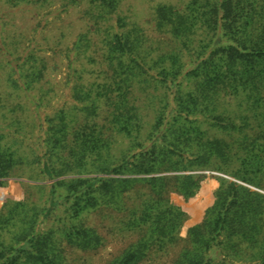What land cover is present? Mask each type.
<instances>
[{
    "label": "trees",
    "instance_id": "16d2710c",
    "mask_svg": "<svg viewBox=\"0 0 264 264\" xmlns=\"http://www.w3.org/2000/svg\"><path fill=\"white\" fill-rule=\"evenodd\" d=\"M54 1L0 0V178L73 176L34 185L38 198L5 203L0 264H68L64 242L97 249L104 237L83 215L101 206L127 209V225L138 232L108 264H138L181 241L171 264H264V0L151 5L154 27L178 38L192 65L182 71V55L174 53L157 76L148 74L142 30L122 14L123 0H84L94 21L68 50L73 74L78 55L90 52L94 61L91 31L124 76L116 68L113 81L85 84L80 74L70 86L73 103L49 108L53 88H44L37 41L19 50L33 18L26 13ZM61 1L58 11L78 2ZM134 80L146 92L152 84L160 90L151 94L150 116L130 96ZM37 86L42 96L30 101V119L21 91ZM208 170L219 172L213 202L183 237L188 212L171 194L193 198ZM140 191V204L129 206Z\"/></svg>",
    "mask_w": 264,
    "mask_h": 264
},
{
    "label": "rangeland",
    "instance_id": "374dc122",
    "mask_svg": "<svg viewBox=\"0 0 264 264\" xmlns=\"http://www.w3.org/2000/svg\"><path fill=\"white\" fill-rule=\"evenodd\" d=\"M162 0H123L122 1V14L126 15V20L129 22L136 21L137 25L142 30L143 46L146 53L145 67L148 70V74L157 76L160 70L165 69L171 65V55L179 53L182 55V61L184 62V68L182 71H186L185 68H190V54L186 48L182 45L178 38L173 37L172 34L167 32L158 31L151 21L152 13L150 10L151 5H154ZM170 1L178 7H184L185 3L189 0H163ZM62 6L61 0H55L49 5H45L43 8L36 7L35 10H30L26 13L32 15V21L29 24L30 27L27 31V39L23 44V48H20L19 53L24 54L25 47L32 43V39H35L38 46L35 48L37 53H40L47 65V74L45 80L48 81L44 85V88H53L50 96H46L45 99L48 102V107L56 106L65 101L67 105L73 103L69 98L71 95L70 86L75 82H81L78 75L82 74L85 77V84L91 82L98 83L110 80L112 75H115L117 68L120 71L117 63L113 66L103 56V49L101 48V36L96 32H91L94 36L95 46L91 51L94 61L87 58V53L84 52L78 55L75 64L78 68L76 75L73 73L69 64V58L67 57L68 50L73 46V42L77 39L78 35L82 32H88V27L93 24V13L87 12L88 6L86 1L78 0V2L71 4L65 9L58 11ZM39 8V9H38ZM114 17H116L114 15ZM110 22H114L113 20ZM118 25V23H116ZM133 24H129L131 27ZM60 41V42H59ZM104 47V46H103ZM5 50V49H4ZM193 51V49L191 50ZM4 52L0 50V61L4 60ZM161 59L159 62L158 60ZM157 61V62H156ZM84 71V73L82 72ZM85 70H88L85 72ZM124 68L121 67V76H124ZM4 72L0 67V83ZM110 76V78H109ZM118 77V76H117ZM109 78V80H107ZM4 79V78H3ZM134 80L130 88V96L136 100V104L139 106L141 113H152L151 94L159 95L160 90L156 91L152 86H148V91H144L142 88L146 83L139 84ZM40 85V84H38ZM161 88V87H160ZM162 89V88H161ZM48 90V89H47ZM71 93H70V92ZM115 94V93H113ZM21 95L24 102H29V108L31 111L30 119L36 118L35 107L30 102L34 97L42 96L39 86L32 88V90H22ZM134 96V97H133ZM48 99V100H47ZM155 101L157 98L154 99ZM2 107H0L1 115ZM149 116L147 118H149ZM152 118V117H151ZM3 119V118H2ZM0 118V121L2 120ZM5 124V122L2 120ZM32 125V124H31ZM7 130V129H6ZM9 130V129H8ZM32 139H34L38 133V128H34ZM206 173V177L201 181L200 188L197 190L195 196L189 200H183L181 196L177 197L175 194H171L172 197L176 196L180 205L188 212V217L185 220L180 235L186 236L187 229L193 223L198 222L204 210L213 202V190L217 186V180L215 175L219 174L217 171H203ZM174 171L165 172V174H173ZM91 175V174H89ZM95 175V174H92ZM107 175V174H100ZM154 175V174H150ZM73 175H64L54 179H47L43 181H36L27 178L26 176H9L0 178L3 184H0V211L3 209L5 203L8 200H23L26 196L34 198L39 197V192L33 187L36 184H50L54 181L71 177ZM142 176V175H141ZM143 192L132 193L128 200L129 206H135L140 204L144 198ZM127 209L125 210H113L104 206L98 209L86 213L83 215L85 224L96 227L98 232L104 237V242L97 249L83 250L77 246H72L64 242V255L68 264H108V262L116 255H118L129 242L136 240L138 232L129 228L127 225ZM183 241L179 244L168 248L167 251L153 250L147 258L141 260L138 264H171L175 253L179 250V247ZM238 262V261H236ZM239 262H241L239 260Z\"/></svg>",
    "mask_w": 264,
    "mask_h": 264
}]
</instances>
